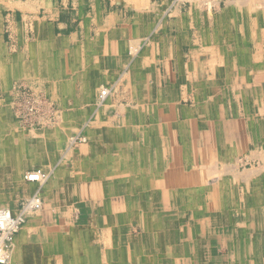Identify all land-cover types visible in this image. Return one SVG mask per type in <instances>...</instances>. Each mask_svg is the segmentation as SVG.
Returning a JSON list of instances; mask_svg holds the SVG:
<instances>
[{"label":"bare ground","instance_id":"obj_1","mask_svg":"<svg viewBox=\"0 0 264 264\" xmlns=\"http://www.w3.org/2000/svg\"><path fill=\"white\" fill-rule=\"evenodd\" d=\"M138 1L140 3L138 2L137 5L142 9L140 10L137 7V10L145 13V10L149 9H143V5L146 4L147 1ZM164 1L166 2V0ZM196 1L197 0H191L192 7L190 8L189 13H192L194 17H201V19H203V24L201 23L196 27L193 22V25L189 26V30L192 28H199L198 34L196 33L198 39L195 40V45L209 49L212 48L213 45L222 44L221 49L226 52L228 49L233 51L237 47V44H239L238 39L242 41L244 38L251 37L253 41L256 39L264 40V0H218L216 2L217 4H220V2L222 3L223 1L225 6L220 14L218 13L215 15L212 12H209L208 14L204 13L201 16L199 13L201 11L200 4L198 5ZM202 1L204 2L206 0ZM202 1L200 0L201 3ZM126 2L127 6L131 5L130 0H126ZM46 5V0H0L1 71H3V66H7V63H9L8 60L13 55H16L14 60L17 65L21 64L24 60L20 55L18 56L17 52L24 46L26 47L28 45L26 41L31 35H36L39 34L41 30H46V25L40 17V12H42L41 8ZM209 5L210 4H208V6ZM3 10H9L6 18H4ZM176 11L178 10H174L173 13ZM19 12L24 14L22 22L17 18ZM4 21H6L8 25L7 29L9 31L11 43L6 41L5 38ZM238 23H240V27H242V33L239 34L240 36L236 33L240 29ZM163 27L165 28V25H163ZM230 28L237 29L233 33L235 35H232ZM155 32L156 31H153L148 35L144 34L141 39L135 38L134 40H129L132 46H129L128 49L134 48L138 45L140 49L145 46L143 50L151 49L153 46H162V48L168 49L170 48V45L173 46L175 44L176 40L174 38H162L160 33L155 34ZM247 33L249 36H247ZM164 34L165 33L162 32V35ZM228 38L230 39V42L227 41ZM178 43L180 44V42ZM140 49L136 51L137 54L135 55V58L139 53H142L143 50L141 51ZM256 49L259 48L256 47ZM64 54H66V52ZM4 55L7 57L4 58ZM210 65L214 70H217L216 68L218 64L215 57H213ZM249 76L252 78L254 76L257 78H264V66L261 65L259 67L257 74L254 75L251 73ZM226 77L228 76L223 75L224 81ZM235 77H237V80L239 81V78L244 77V75H239V77L236 75ZM114 85H102L99 88L97 98L94 101L96 106V125L98 127L92 131L89 128L87 132L82 130L78 136L74 135L75 130H73L74 125L72 124V121L70 120L68 121V124H66V116L63 114V111L59 109L61 105L56 103L53 97L57 91L58 95L72 92L71 85L62 83L57 84V88L54 90V95H52L50 90H47L45 86L41 84L42 97L45 99L49 111L47 118L40 123V126L35 124L31 125V127H34L32 129L40 127L37 131L22 129L17 124V126H15L11 119L13 114H10L6 105L0 104V190H5L10 186L19 188L22 187V185H25L24 182L32 183L25 179L26 172H22L23 177L21 176L22 168L33 165L35 161L39 164L43 163L45 160L44 165H40L31 170L28 169V171L35 169L40 170V177L38 181L33 182L36 186L35 189L31 190L32 193L24 199V203H27V210L25 213L27 219L23 228L26 224L30 225V223L39 220L40 214L43 213L42 211L44 210V218L45 220L52 222V226H54L52 229L55 230L57 226H60L61 229L73 233L72 236L76 238L74 239V243H67V245L64 244L63 250L60 248V251L65 252V254L69 251V253H75V251H77L78 254L84 252L87 254L86 256L89 257L92 264L99 263L101 252H103V256L106 252V257H108V251H114L111 242L113 237L115 238L117 245L121 248V250L119 249V252L124 250V245L121 240L129 241L128 243H125L126 249L124 250L129 258L132 255L131 251H142L144 255L143 257L145 258L143 262L144 264H159V259H161L160 262L167 263V257L172 255H174L175 258L171 259L168 264H188L190 261V264H195V251L197 249L195 250L196 246L194 243L190 244L189 239L194 240L193 238L200 233L201 227L203 229L205 226L210 227L213 224V226L216 227V225H219V222H221L220 225L225 226L222 222L227 221L232 225L236 223L238 224L236 226H239L238 230L234 229V227H236L235 225L234 227L231 226L232 228L230 226L227 227L228 225L226 226L225 232L229 234L230 239H234L235 241L236 239L246 240L247 238H257L258 240L254 242L253 245H250L251 242L249 245L245 244L246 246H243L242 251L236 253L241 260L239 262L242 264H264V146L261 151L259 149L256 151L255 149L256 152L253 154V158L262 160L260 167L255 166L258 168H245L244 170H241L240 165L244 162L236 157H233L234 162H231L233 161L232 156L234 155L231 152L232 149L227 148L224 150L227 162L223 163L222 168L218 170L215 169L211 172V169H214L215 163L203 166V170L207 172L209 176L216 175L213 180H208L206 183L204 182L200 185V181H198V171L200 170H193L189 173H184L192 183L191 185L184 187V196H182V199L179 202V207L173 203L172 206H167L158 212L151 209L145 210V212H137L135 207L138 203L136 202V195L133 191L137 188V178L140 175L136 165L140 164L139 161L142 158L139 156L140 154L138 150H134L135 153L129 154L127 149L134 148L141 150L139 146H141L140 144L142 143L139 142L145 140L147 138L145 136L153 132L155 128L149 123H138L137 125H133L134 127L131 126V121L127 120V118L131 120L129 117L135 110H133V107L129 104V100H127V112L123 117V120L125 121V123H123L126 124L124 129L131 128V130H137L138 136L135 137L138 139L135 140L136 138H134V136L131 137L130 135L122 142H117L116 139L114 140L112 136L113 127L107 123V120L103 118L102 115L104 106L111 98L112 90L115 88ZM218 87V84L212 83L210 96L207 97L204 91V85H202L204 94L201 98V104L198 107L199 111L209 113L212 109L217 107L218 100L222 99V96L226 95L227 91L225 90L222 93ZM145 93L152 96L148 91ZM217 93L219 96L213 97ZM213 98H215V104L211 101L214 100ZM225 98L227 97L225 96ZM131 99L135 98L131 97ZM54 106L58 107V112H56V110L53 113ZM222 111L224 112V107L221 106L219 115ZM261 112L263 113V110ZM18 119L21 121L19 117ZM206 122L207 118L205 117L204 121L195 120L194 125L196 128H200V126H206ZM258 126L261 125L259 124ZM78 138L82 139V145L91 144V146L95 147V153L92 148H90V150L87 147L79 149L78 147L81 144L76 143ZM46 148L50 149L52 152H46ZM141 148L143 147L141 146ZM43 149H46V151L43 152ZM189 149L190 148L187 150ZM191 149L194 150L193 147ZM235 151H238V149H235ZM89 152H91V156L95 155V160L90 161L92 158L89 160L87 157ZM107 152H111V155L106 156ZM74 153L79 154L80 156L85 155L86 158L81 157V159L69 166L68 162L72 159ZM53 154L57 155L58 160L54 164H49L51 163ZM104 162H107V164ZM196 167L200 169L198 166ZM114 172H117V175H120V177H118L120 181L124 180L123 178L128 174L134 177L129 181L128 192H126L123 197H120L119 194L124 191L125 184L123 182L122 186H118V182L113 184L114 177L108 176L109 173L112 175ZM83 173L87 174L88 178H92L94 174H96V179H92V185L88 184L87 181L86 184H80V186L84 188L81 189L78 181L83 178ZM99 179H104V182L99 183ZM216 179L222 184L225 192L234 193L228 196L220 194L219 197L224 198V204L228 201L232 203V206L237 207L239 212H234V209H231L228 212L224 211L223 213H212L207 210L206 205L210 206L211 202H214V205L217 204L215 194L209 193L214 189H209L210 186L208 185L210 182H215ZM48 183H50V185H58L59 189L55 194L52 195L49 193ZM218 190L219 188H216L213 193H217ZM238 191L239 194H237ZM86 193H92V196L99 199L93 204L96 212L92 219L91 226L88 228H72L70 225L71 211L68 209V202L73 195L83 198ZM10 200L11 199L8 195L1 197V201H5L6 203H9ZM47 204L48 208L46 209ZM0 208H7L10 211H13L9 207ZM137 223L142 225L141 233L134 232V229L137 228ZM74 224H76V222ZM97 225H99L100 230L103 231L104 238L100 240L103 242L104 248H102V244L96 245L94 241H89L90 236L98 237ZM45 229L48 231V228ZM56 230L59 231V229ZM39 234L40 232L37 233V235ZM45 235H47L45 238H49V235L56 238L55 235L50 233L44 234V236ZM16 237L17 235H15L12 242L10 258L15 251ZM39 238L40 237H37V243L40 240ZM149 239L158 240V252H153L150 249V245L153 242H148L151 241ZM199 243L200 245L202 244L201 239ZM136 247L138 248L136 249ZM38 249L40 251L39 245ZM116 249L118 250V247ZM152 257H158L159 259ZM199 263H201V261ZM232 263L237 262L235 260L230 263L228 262V264Z\"/></svg>","mask_w":264,"mask_h":264},{"label":"crops","instance_id":"obj_2","mask_svg":"<svg viewBox=\"0 0 264 264\" xmlns=\"http://www.w3.org/2000/svg\"><path fill=\"white\" fill-rule=\"evenodd\" d=\"M130 1L131 5L127 6L126 0H112V5L118 3L120 5V3H122L123 6L128 8L133 6L136 9L137 7L140 10L142 9L139 5H137L139 2L138 0ZM142 1L146 2L147 0ZM46 4V6H43L44 8L42 7L44 11L42 13L40 12V17L46 25V30H41L39 34L31 35V37H29L26 41L28 45L26 47L24 46L17 52L18 56L20 55V57L24 60L21 64L17 65L14 60L16 55H13L8 60L9 63H7V66L5 65L2 67L3 71L0 69V85L7 87L12 79L15 78L38 81V84H43L47 90H50L52 95H54V90L57 88V84L62 83L71 85L72 92L58 95L57 91L53 97L57 103L61 105L63 114L66 116V124H68V121L71 120L74 125L73 130H75V132L82 131L85 125H87L85 129H83L87 132L89 128L92 131L98 127L96 125V106L94 101L97 98L99 88L102 85L111 86L114 81L113 79L124 72L125 79L128 80L126 88H123V91H121L122 95L119 94L117 97H115V94L111 95L112 99H116L115 101H117V98L118 100H129V104L133 107V110H135L131 116L129 115L131 120L127 118V120L131 121V126L137 125L138 123H149L155 128L153 132L145 136L147 137L145 140L139 142L142 143L140 145L143 148L139 146L141 150L134 148L127 149L129 154H133L135 153L134 150H138L140 154L139 156L142 158L139 161L140 164L136 165L140 175L137 178V188L133 191L136 195V202L138 203L135 207L137 212H145V210L149 209L158 212L167 206H172L173 203L179 207V202L181 201L182 196H184V187L189 186L192 183V181H189L184 173H189L193 170H200L198 171V181H200V185L204 182L206 183L208 180H213L215 176H209L208 173L203 170V166L215 163L214 169H211V172L215 169L218 170L222 168L223 163L227 162V157L224 152L225 149H232L231 152L234 156H232L233 161L231 162H234L233 157H235L238 152L235 151V149H237V144H235L234 137L230 140V142L228 141V138L233 135L236 128L243 127V123L245 121L242 123L238 121L237 127L236 123H230L227 126H223V143H221V139L219 140L216 137V134H219V131H217L218 119L216 117L219 116V110L222 106L220 101H224L226 95L222 96V99L218 100L217 107L212 109L209 113L198 110V107L201 104V98L204 94L202 85H204V91L207 87L211 88L212 80L210 79L218 74V66L216 68L217 70H214L210 66L216 74L214 72L212 76L207 75L204 79L199 77V81L197 82L199 89L197 91L186 90L184 92L185 89L179 88L182 85V81H178L176 79L178 69L173 70L170 73L167 69L166 75L163 76L162 73H160L161 71L158 73L156 66L159 54L157 52L160 47L162 50L168 51L170 48L175 46L181 47L185 43L184 39H181V35L188 34L187 30H189V25L184 22L183 18H180L181 16L179 11L172 13V16L175 15L171 18L173 20L170 19L166 24L169 25V27L171 26L172 29H176V36L173 34L168 36L176 40L175 44L173 46L170 45V48L168 49L162 48V46H153L151 49L143 50L142 53L138 54L135 58V55L137 54L136 51L140 48L138 45L134 48L128 49L131 45L130 41L135 38L139 39L140 37H143L144 34H151L155 30L153 20H156V17L154 12L151 14V17L149 15L144 16V12H140L138 10L137 13L142 14L141 18L137 19V17H134L132 19H127V17L124 18L122 14H119L117 11L109 13L102 11L100 14H95L94 17L88 16L85 18H74L69 26L64 22H59L57 26L55 21L58 20L56 16L58 13L53 12L51 6L52 4L53 6H56L58 2L46 0ZM187 15L192 18L194 17L192 13ZM241 28L242 27H240V29L236 32L238 35L242 33ZM193 29L196 30L195 28ZM185 30L187 31L186 33L184 32ZM169 31L168 27L165 26L163 32L166 34L169 33ZM159 33L160 32L157 34ZM196 33L198 34V31H195L193 35H196ZM160 35L163 36L162 33H160ZM247 36H249L248 33ZM238 41L240 40L238 39ZM178 42H180V44ZM239 44H237V47ZM201 48L205 51L212 52V60L213 56L217 57V52H215L217 45H213L212 48L209 49L204 47ZM236 48L234 50H236ZM261 49L262 47L256 50ZM65 52L66 54H64ZM129 53H132L134 56L132 60L130 59L131 57L129 56ZM3 57L6 58L7 56L4 55ZM184 59L186 60L185 55ZM212 60H210L209 63H211ZM235 61L236 58L232 62L234 63ZM194 64L195 63H192L191 61L189 63L188 61H185L183 63V66L186 68L184 72H190L191 74L193 71L196 73V64ZM261 65L264 66V63ZM261 65L259 64L258 66L260 67ZM234 67H236V64H234L233 68ZM188 69L189 72H187ZM223 75H225V72ZM154 78H157L158 81H153ZM188 78V75L185 76L186 83L192 87L193 84L190 83ZM222 81H224L223 78ZM213 83H216V81H213ZM249 89H252V87L249 86ZM254 90L257 91L258 88L254 87L253 91ZM146 91L150 92L152 96H150V94H146ZM181 94H184V99H191L195 101L193 104L194 106L182 109L176 107V99L177 97L180 98ZM131 97L135 99H131ZM158 100L161 101V106L157 103ZM256 101L258 100L256 99ZM114 105V109L109 105L108 108L103 109L104 111H102L103 118H105L107 123L113 127L112 136L114 140L116 139L117 142H122L130 135L131 137L134 136V138H136L135 136H138L137 130H131V128L126 130L124 129L126 124H124L125 121L123 120V117L127 112V102L122 104L119 103V105L115 103ZM117 106L121 107L119 108ZM262 110L264 113V103H262L259 108L260 116L258 117L257 122L255 119L249 120L245 125L246 128H250L251 136H253L256 140L254 141L255 144L257 142L264 144V114L261 112ZM180 116H183L184 118L181 119ZM205 117L209 119H207L206 126L196 128L194 121H204ZM259 124L261 126H258ZM178 134L181 135L180 137H182V139L187 137V140L184 139L180 142H176L175 136ZM137 139L138 138L135 140ZM201 141L204 146L198 144ZM231 141H234V144ZM86 147L89 150L92 148L95 153L96 149L91 146V144H81L78 148L82 149ZM192 147L196 151L191 149ZM188 148L190 149L187 150ZM46 149H43V152H52L50 149ZM108 155H111V152H107L106 156ZM81 157L86 158L85 155L80 156L79 154L74 153L72 159L68 162L69 166L81 159ZM87 157L89 160L92 158L90 161L95 160V155L91 156V152L88 153ZM57 160V155L53 154L51 163L49 164H54ZM104 163L107 164V162ZM44 164L45 160L43 163L39 164L35 161L33 165L26 166L27 168L23 167L21 170V176L23 177V173L27 172L28 169L31 170ZM108 176L114 177L113 184H116L117 182L118 186H122L123 183L125 184L124 191L119 194L120 197H123L126 192H128V183L132 178H134L132 175L128 174L123 178L124 180L120 181L118 179L120 175H117V172L112 173V175L109 173ZM92 179H96V174H94L92 178H88V175L83 173V178L78 181L79 186L80 184H86L87 182L92 185ZM103 180L99 179V183L104 182ZM24 184L25 185H22V187L19 188L10 186L5 190H0V207H9L10 205V207L13 206V208L16 207L15 209H17L20 206V202L14 207V201L12 198L9 203H6L5 201H1V197L4 195H8L9 197L12 195V197H14L17 193H20V198L27 197L31 190H34L36 186L34 183L29 184L28 182H24ZM48 184L49 193L52 195L55 194L59 189L58 185ZM208 185L210 186L209 189L215 190L216 188H219L217 193H213L214 190L209 192L210 194H215L217 204L214 205L215 203L211 202L210 206L206 205L208 211L212 213H223L224 211L228 212L231 209H234V212H239L237 207L232 206V203L228 201L224 204V198L219 197L220 194L228 196L230 194H234L233 192H225L222 184L217 179L213 183H208ZM81 189L84 188L81 187ZM237 194H239V191ZM73 199H77L78 202L83 203L86 209L77 208L74 211L75 208ZM97 200L99 199L92 196V193H86L83 198L73 195L68 202V209L71 211L70 225L72 228H88L91 226L92 219L94 218L96 212L93 204ZM47 208L48 204L46 209ZM42 212L43 213L40 214L39 220L30 223V225L26 224L22 231L17 234L15 251L11 255L12 264H92L91 260L84 252L78 254L77 251H75V253H69V251L65 254V252L60 251V248L63 250L64 244L67 245V243H74V239L76 238L72 236L73 233L61 229L60 226H57L55 230L52 229V227H54L52 226V222L45 220L44 210ZM79 219L83 220V222H79ZM75 222L76 224H74ZM45 228H48V231ZM56 229H59V231ZM207 229V226L203 229L201 227V231L198 236L194 237V240L189 239L190 244L194 243L196 246L197 244L200 245V239L202 244L204 243V239H211L208 236L205 237L203 235V232ZM97 230L98 237L90 236L89 241H94L96 245H103V242L100 239L104 238V236L103 231L99 228V225H97ZM39 232L40 234L37 235ZM134 232H142V225L140 223H137V228L134 229ZM49 233L55 235L56 238L50 235L49 238H45L47 235L44 236V234ZM37 237H40L38 243ZM149 240L151 241L148 242H153L150 245V249L153 252H158V240ZM121 241L123 242L125 250V243H128L129 241ZM111 242L113 244L114 251H108V257H106V252L104 253V256L103 252H101L98 264H144L143 262L145 258L143 257L144 255L142 251H131L132 255L129 258L124 250L119 252V249L121 250V248L117 245L114 237ZM38 245L40 251L38 249ZM117 247L118 250L116 249ZM102 248H104V245ZM137 248L138 247H136V249ZM207 253L209 254L208 251ZM27 255L31 261L27 260ZM199 255L201 260L208 258V255L207 257H204L205 254L202 250L199 252ZM173 258H175L174 255L167 257V263L160 262L161 259L158 258L159 264H168ZM190 262L188 264H190ZM194 262L196 264V260ZM202 264H205V262H202Z\"/></svg>","mask_w":264,"mask_h":264},{"label":"rangeland","instance_id":"obj_3","mask_svg":"<svg viewBox=\"0 0 264 264\" xmlns=\"http://www.w3.org/2000/svg\"><path fill=\"white\" fill-rule=\"evenodd\" d=\"M52 1L58 2V4L56 6H51L53 12L58 13V15H57L58 20L55 21L57 26H58L59 22L60 23L64 22V23L68 24V26H69V24L72 22V20L74 18L75 19L79 18V17L85 18L88 16L94 17L95 14H100V12H102V11H104L105 13L117 11L119 14H122V16L124 18L127 17V19H132L134 17H137V19H139L142 17L141 13H137L138 10L135 7L132 6L133 8L132 7L126 8V6H124V8H123L122 3H120V5L119 4L112 5V0H98V1L97 0H52ZM99 1H101V2H99ZM217 1L218 0H215V1L206 0L204 2L202 1V3H201L200 0H197L196 1L197 4L198 5L200 4V10H201L199 12L200 15H203L204 13L208 14L209 12H212L215 15L218 13L220 14V12L222 11V9H224L225 6H224L223 1H222V3L220 2V4L219 3L217 4L216 3ZM204 3H206V4H204ZM214 3H216V4H214ZM208 4H210V5L208 6ZM73 6H74V8H73ZM143 7H144L143 8L144 10L149 8L148 10H145L146 11L145 13H143L144 16L149 15L152 17L151 14H153V12L155 14L156 20H153L155 27H156V30H154V31H156L155 33H158V32L162 33L164 31L163 25L166 26L168 21L175 16V15L172 16V13L174 10H178L180 12L181 18H183L184 22L189 26H192L193 24H195L197 27L201 23L203 24V22H202L203 19H201V17H198V18L193 17L192 18L190 16H187V13L190 14L189 13L190 8L192 7L191 0H179V1L178 0H173V1L167 0L166 2H164V0H156V1L155 0H147V4L143 5ZM172 9H174V10H172ZM8 11L9 10H3L4 18H6V15H8ZM41 11L43 12L44 9L42 8ZM139 15H141V16H139ZM17 18L20 22H22L23 18H24V14L19 12L17 15ZM200 19H201V21H200ZM166 21H167V23H166ZM7 26H8L7 22L4 21L5 38H6V41L11 43ZM189 26H188V29H189ZM238 26L240 27V23H238ZM167 27H168V30H170V31L173 30V31H171V32L169 31V33H166L165 35H163L161 37L167 38L168 36H171V34L176 36L175 35V34H177V32L175 31L176 29H170L172 27H169L168 25H167ZM160 28H161V30H160ZM230 30H231L232 35H235L233 33L237 29L236 28H230ZM187 31H188V34L181 35V38H183L185 41L183 46H181V47L175 46L173 48H170L169 51L162 50L160 47L159 52H157L159 54V58H157L159 61L157 60V66H156L158 69V73L161 71L160 73H162V76L166 75L167 69H168L169 73L173 70L178 69L176 79L178 81L179 80L182 81L181 82L182 85L179 88L185 89L184 92L186 90L197 91L199 89V87L197 85V82L199 81V77L204 79L207 75L212 76L214 74L212 68L210 67L211 65L209 63V61L212 60V52L205 51L203 48L194 44L195 40L198 39V35H193V33H195V31H199V28H196V30H194L192 28V29L187 30ZM187 31L185 30L184 32L186 33ZM191 33H192V35H191ZM146 37H148V36H146ZM141 38H143V37H140L139 39H141ZM227 41L230 42V39L228 38ZM15 42H17V41H15ZM239 43L240 44L236 48V50L232 51L231 49H229L226 52H224L221 49L222 44L217 45L218 47L215 49V52H217V57L215 56V58L217 59V63H218V74L210 80H212V83H213V81H216V83L219 85L218 88L220 89V92L223 93V91L227 90V92H226L227 98H225L224 101L223 100L220 101V103L222 104V107H224V112L222 111L220 113V115L218 117H216L218 119L217 131H219V134L218 133L216 134L217 139H219V140L221 139V143H223V132H222L223 126H227L230 123H236V127H237L238 121L241 123L245 121L243 123V127L236 128L233 135L228 138V141L230 142V140L233 139V137H234L235 144H237L236 147L238 149V152L235 155V157L239 158L241 161L244 162L243 164L240 165V169L244 170L245 168H247V169L248 168L249 169L258 168V167H260L261 162H262V160H260L258 158H253V154L256 151H258L257 149H259L261 151V149H263L264 144H262V143L260 144V142H257L255 144L254 141H256V140L253 138V136H251L250 128H246L245 125L248 123L249 120L255 119V121L257 122L258 117L260 116L259 115L260 114L259 108H260L261 104L264 103V79L263 78L259 79L256 76H254L253 78L249 76V74H251V73H253L254 75L257 74V72L259 71L258 65L259 64L261 65L262 63H264V42L262 40H258V39L253 41L251 37H248V38L242 39V41H239ZM130 46H132V45H130ZM144 47L145 46H143L140 50L142 51L144 49ZM256 47H258V48L262 47V49L256 50ZM184 55L186 56V60L184 59ZM129 56L131 57V58L129 57L131 60L134 57L132 53H129ZM235 58H236V61L233 63L232 61ZM185 61H188V63L191 61L192 63L196 64V69H195L196 73H194L192 71V73L190 74L189 69L187 71L189 73L184 72L186 70V68L183 66V63ZM234 64H236V67L233 68ZM170 66H172V67H170ZM127 70H129V69H127ZM224 72H225V75L228 76L225 78V82L222 81ZM243 72H244V74H243ZM128 73H129V71H128ZM233 73H236L238 75V77H239V75L242 74V75H244V77H240L239 81H238L237 77H235L236 74H233ZM187 75L189 76L188 80L190 81V83L193 84L192 87H190L189 84L186 83L185 76H187ZM113 80L114 81H113L112 85L115 84L114 85L115 88L112 90V95L115 94V97H117L119 94L122 95L121 91H123V88L124 89L126 88V84L128 82V80L125 79L124 73L123 74L121 73V75L115 77ZM153 81H158V79L154 78ZM249 86H251L252 89H249ZM254 87H257L258 90L253 91ZM210 92H211L210 87H207L205 89V94L207 95V97L210 96ZM36 95L42 96L41 85L38 84V81H30V80H25V79L23 80V79H19V78L16 79L15 78V79H12V81L7 85V87L6 86L3 87L2 85L0 86V104L6 105L9 109L10 114L11 115L13 114L11 116V119H12L15 126L19 125L22 129H26V130L31 129L33 131H37L40 128V127H38L37 129H32L34 127H31V123H28V122L24 123L18 119V117H21V115L19 114V109L25 110L29 106H31L35 102ZM183 96H184V94H181L180 98L177 97V99H176L177 106L176 107H178L179 109L193 107L194 106L193 104L195 101H193L191 99H184ZM217 96H219L218 93L215 94V96H213V97H217ZM213 99L214 100H211V101L213 104H215L216 103L215 98H213ZM256 99L258 101H256ZM115 100L116 99L113 100L111 97L110 100L107 102V104L104 106V109L108 108L109 105H110V107L112 106L114 108L115 103H117L119 105V103L126 102V100H118V98H117V101H115ZM227 100H229V101H227ZM54 101L57 103L56 100H54ZM157 103H159L160 106L162 104L161 101H159V100L157 101ZM254 107H256V108H254ZM59 109L62 110L61 106ZM55 111L58 112V107H56V106L53 107V113ZM246 116H247V118H246ZM180 118L183 119L184 117L180 116ZM38 126H40V125H38ZM86 126L87 125H85V127ZM83 129H85V128H83ZM77 132H75L74 135L78 136L80 134V131L78 133ZM180 136L181 135H179V134L175 136L176 142H180L184 139L187 140V137H184L182 139V137H180ZM76 143L81 144L82 139L78 138ZM232 143L234 144V141ZM198 144L201 146H204L202 141ZM255 149H256V151H255ZM245 156H247L248 158ZM252 161H254V162H252ZM255 166H258V167H255ZM213 176H216V175H213ZM31 184H33V182ZM30 193H32V192H30ZM11 198L12 197H10V199ZM25 198H23V197L20 198V193H17L14 195V197L12 198V200L14 201V207L19 202H20L19 203L20 206L17 209H15L16 207L13 208V206L10 207V205H9V208L11 210H13L12 212L18 213L20 211L21 205L24 203ZM6 206H8V205H6ZM74 208L76 210L77 208H85V206L83 203L78 202V200L76 199V200H74ZM86 214H87V212H86ZM79 221L83 222V220H80V219H79ZM222 223H224L225 226L220 225L221 222H219L218 223L219 225H216V227L213 226L214 224L210 227L207 226L208 229L205 232H203V235L205 237L208 236L211 239H204V243L202 245H199V244L196 245V248H195V250L197 249L195 251V257L197 256L195 258L196 264H202V262H205V264H228V262L230 263L231 261H234V260L237 263H232V264H242L239 262L241 260L236 255V253L237 252L240 253L242 251L243 246L245 247L246 245H249L250 242H251L250 245H253L254 242L258 241L257 239H246V240L236 239L234 241V239H230V236L228 233L225 232V229H226L227 225H228L227 227H229V226L234 227V225L236 226L238 224L235 223L232 225L231 223H229L227 221L222 222ZM238 227L239 226H236V227H234V229L238 230ZM22 229H23V226H22V228H20V230L17 234H19L22 231ZM234 246H235V248H234ZM201 250L205 254L204 257H207V255H208L207 259H202V260L200 259L199 252ZM207 251L209 252V254L207 253ZM27 260L31 261L30 258L28 257V255H27ZM200 261H201V263H199ZM10 264H12V258L10 260Z\"/></svg>","mask_w":264,"mask_h":264},{"label":"built area","instance_id":"obj_4","mask_svg":"<svg viewBox=\"0 0 264 264\" xmlns=\"http://www.w3.org/2000/svg\"><path fill=\"white\" fill-rule=\"evenodd\" d=\"M36 95L35 102L25 110L19 109L21 122H28L31 125H40L48 116V107L45 99ZM40 170L27 171L25 179L29 182L39 180ZM27 203L21 205L18 213L7 208H0V264H10V250L15 235L26 222Z\"/></svg>","mask_w":264,"mask_h":264}]
</instances>
